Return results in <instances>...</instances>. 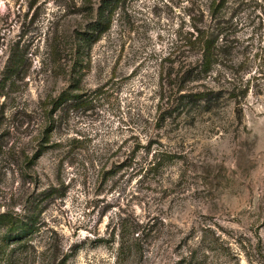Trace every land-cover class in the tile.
<instances>
[{"label":"rangeland","instance_id":"obj_1","mask_svg":"<svg viewBox=\"0 0 264 264\" xmlns=\"http://www.w3.org/2000/svg\"><path fill=\"white\" fill-rule=\"evenodd\" d=\"M100 1L0 0V213L33 223L0 240V264H183L193 249L191 264H264V0L215 15L228 43L203 80L215 108L165 121L182 76L166 72L192 26L215 23L213 0H125L76 50ZM68 87L77 101L42 147Z\"/></svg>","mask_w":264,"mask_h":264},{"label":"trees","instance_id":"obj_2","mask_svg":"<svg viewBox=\"0 0 264 264\" xmlns=\"http://www.w3.org/2000/svg\"><path fill=\"white\" fill-rule=\"evenodd\" d=\"M125 0H101L98 7L95 9V20L88 28L89 31L78 36L80 43L76 45V50L84 45H89L96 42L101 34L109 29L111 26L113 16L118 9L124 4ZM228 0H213L211 6V15L215 17L226 6ZM213 18V17H212ZM217 18V19H216ZM214 24L198 27L192 26V32L189 33L184 40V45L179 50L177 55H174L171 65L166 73H182V76H175V82L179 83L177 89L164 91L159 104V118L160 121H165L169 117L174 118L181 116L183 113L201 111L210 112L215 108V104L220 100L221 92L212 90L203 83L205 75L211 73L214 66L220 63L224 50L228 47L226 34L222 31L221 23L218 16L215 17ZM79 51H77L78 53ZM9 68V67H8ZM167 78H170L168 76ZM162 84L166 85L164 77H162ZM168 84H170L168 82ZM53 107L48 111L47 123L49 128L44 127L42 130V137L40 138V145L43 147L47 141L45 134L49 130L55 128L53 124V116L59 110L71 108L77 101V94L71 88L63 90L58 97L52 99ZM1 109V108H0ZM14 115L21 119L16 122L18 126H22L25 122V115L20 109H15ZM5 116L4 108L0 110V127ZM29 119H33L30 117ZM19 121V119H17ZM29 121V120H27ZM29 124V122H28ZM20 128V127H19ZM4 134V133H3ZM44 134V136H43ZM170 154L165 150H157L153 154L152 160L148 163L146 171L157 167L164 155ZM37 156L25 158L26 162H34ZM28 215H19L12 212L5 211L0 213V240L3 243L22 242L33 230L32 218L27 219ZM141 226V225H140ZM130 252L129 248L122 243L120 253L123 256ZM195 250H190L189 254L183 261V264H191L195 256Z\"/></svg>","mask_w":264,"mask_h":264}]
</instances>
